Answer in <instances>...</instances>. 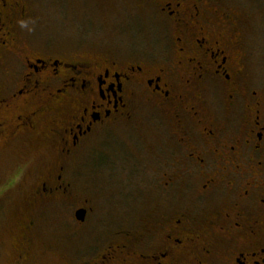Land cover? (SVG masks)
<instances>
[{
    "label": "flooded vegetation",
    "instance_id": "1",
    "mask_svg": "<svg viewBox=\"0 0 264 264\" xmlns=\"http://www.w3.org/2000/svg\"><path fill=\"white\" fill-rule=\"evenodd\" d=\"M130 2L114 3L153 19L158 44L142 31L131 43L119 15L124 46L64 43L35 28L34 0H0V154L55 156L30 196L40 207L64 204L70 172L96 181L115 162L118 177L133 170L152 184L149 222L82 264H264V78L248 23L225 0ZM79 209L84 226L90 207ZM39 219L24 221V245Z\"/></svg>",
    "mask_w": 264,
    "mask_h": 264
},
{
    "label": "rangeland",
    "instance_id": "2",
    "mask_svg": "<svg viewBox=\"0 0 264 264\" xmlns=\"http://www.w3.org/2000/svg\"><path fill=\"white\" fill-rule=\"evenodd\" d=\"M73 1L34 0L35 28L49 31L51 36L64 43L88 36L89 41H94L93 45H98V50L111 49L127 43L122 33L116 30L115 18L119 15L125 22L123 33L134 45L139 42L140 31L149 40L157 44L160 42L159 25L153 19L145 16L142 18V13L125 6V3L117 5L123 8L118 12L114 10L117 7L115 0ZM225 2L230 10L239 13L246 19L244 22L248 23V27L242 28L244 39L254 47L255 69L258 70V78L262 75L260 79H263L264 0ZM76 13H81L83 17L76 16ZM90 30L93 31L88 32ZM117 135L128 139L130 133L120 129ZM144 135H148V132H144ZM21 152L23 150L18 145H11L0 154V264H82L101 252L109 241L120 238V231L137 230L149 222L152 207L145 197L152 184L149 187L148 184L142 186L141 176L139 178L133 170L128 175L119 174L118 177V162L113 165L114 175L98 173L100 175L95 176L98 178L96 181L89 176L79 181L76 174L70 172L67 176L71 182V194L58 197L67 199L64 204L36 206L30 196L41 177V170L56 166L57 160L54 155L46 157L41 153H31L25 156ZM111 156L114 161L120 157L116 154ZM120 159L126 160L125 157ZM148 169L154 176V165L151 162ZM112 177H118L121 189L115 181L113 187L109 186L107 178ZM117 189L120 190L115 192ZM80 206L90 207L88 221L84 226L78 225L75 215ZM33 207L39 210L32 212ZM31 213L40 218L39 224L34 238L29 235L31 244L24 245L23 234L27 231L23 225ZM90 245L94 250L90 249ZM21 251L23 259L20 257Z\"/></svg>",
    "mask_w": 264,
    "mask_h": 264
},
{
    "label": "water",
    "instance_id": "3",
    "mask_svg": "<svg viewBox=\"0 0 264 264\" xmlns=\"http://www.w3.org/2000/svg\"><path fill=\"white\" fill-rule=\"evenodd\" d=\"M75 215L78 221H84L86 216V209L77 210Z\"/></svg>",
    "mask_w": 264,
    "mask_h": 264
}]
</instances>
